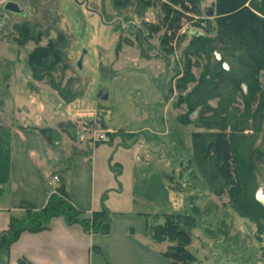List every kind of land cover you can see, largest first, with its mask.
<instances>
[{"label":"rangeland","instance_id":"1","mask_svg":"<svg viewBox=\"0 0 264 264\" xmlns=\"http://www.w3.org/2000/svg\"><path fill=\"white\" fill-rule=\"evenodd\" d=\"M4 1L0 0V5ZM12 1L23 10L24 16L7 15L5 26L0 28V89L4 91L10 84L12 72L27 69V54L36 44L56 42L61 61L53 75L55 79L61 76L60 86L73 95L69 103L62 101L66 106L63 104L61 108L64 115L61 128L74 127L70 134L77 132V135L83 129L88 131L86 138L110 131L111 136L105 134L107 141L119 138L117 131L137 134L128 157L134 166V190L141 198L150 199L147 201L152 213L195 218L196 226L191 229L186 246L196 259L192 264H264V236L257 240L255 225L237 217L227 207L225 192L216 196L208 191L192 163L193 129L177 120L185 111L177 104L175 90L182 69V51L190 32L204 31L201 21L184 11L171 54L165 55L159 43L162 30L141 44L135 33L145 24L158 22L156 2L162 0H149L151 6L140 18L122 13L130 16L131 25L116 21L118 12L112 0ZM199 7L208 9L209 0H202ZM23 25L33 37L40 35L36 44L31 41L19 44V29ZM82 50L86 54L79 72L75 63ZM191 65V73L197 77L202 60L192 58ZM42 82L48 85L46 80ZM99 88L107 94L105 101L95 98ZM150 134L155 141L145 142ZM131 142L122 139L118 144ZM188 163L192 169L187 170ZM163 175L170 177L173 189L180 187L181 191H174V195L168 192ZM181 176L191 179L193 184L183 182ZM259 189L264 193V186ZM189 205H194L197 212H190ZM158 221L163 222L162 218ZM261 222L264 225V220ZM167 245L164 243L162 247Z\"/></svg>","mask_w":264,"mask_h":264},{"label":"trees","instance_id":"2","mask_svg":"<svg viewBox=\"0 0 264 264\" xmlns=\"http://www.w3.org/2000/svg\"><path fill=\"white\" fill-rule=\"evenodd\" d=\"M201 1H158V22L145 24L135 33L141 44L162 30L160 47L163 54L170 55L171 44L185 17L184 11L201 21L204 31L190 32V39L182 51V69L175 81V90L177 104L185 111L177 120L193 129L192 163L208 191L216 196L225 192L227 207L237 217L254 224L255 238L260 240L264 236L261 222L264 208L254 200V194L264 186V0H209L213 12L209 19L204 17L207 9L199 7ZM112 5L118 12L116 21L127 25H131V18L122 13L140 18L142 12L151 6L149 0H112ZM19 32L20 45L28 41L36 44L40 38V35L33 37L26 25L21 26ZM56 44L54 41L45 46L36 44L27 54V66L33 80H46L59 98L69 103L73 95L60 86L61 76L55 79L53 75L61 61ZM214 54L218 55V60ZM192 58L202 60L197 77L191 73ZM191 115L192 119L189 118ZM51 132L40 130L47 140L52 136ZM117 132L121 141L132 140L128 145L120 144L125 148L137 139V134ZM151 141L155 138L150 134L145 142ZM186 166L187 170L192 169L189 163ZM112 172L114 177L119 173ZM163 179L171 194L181 191L180 187L173 189L170 177L163 175ZM181 180L192 183L191 179L182 177ZM104 199L102 196L98 211L82 217L60 185L51 192L43 207L35 209L26 203L20 205L22 213L11 217L7 229L0 232V248L14 242L21 232L45 227L53 218H61L66 225L78 224L87 234L105 235L109 232L110 212L103 205ZM189 208L190 212H197L194 205ZM161 218L163 222L159 223ZM145 222V234L150 241L168 243L162 256L171 264L196 262L186 250L190 231L196 226L194 217L151 213L145 215ZM18 264L28 263L19 259Z\"/></svg>","mask_w":264,"mask_h":264},{"label":"crops","instance_id":"3","mask_svg":"<svg viewBox=\"0 0 264 264\" xmlns=\"http://www.w3.org/2000/svg\"><path fill=\"white\" fill-rule=\"evenodd\" d=\"M26 68L12 72L10 84L0 89V232L22 213L21 204L39 209L60 185L82 217L98 211L105 196L109 232L87 234L78 224L53 218L0 248V264H171L162 256L166 242L154 243L145 234V215L153 211L150 199L134 190L128 159L134 144L125 148L116 137L79 140L77 132L70 134L74 127L61 128L64 103ZM43 129L52 131L49 140ZM112 171L119 173L114 177Z\"/></svg>","mask_w":264,"mask_h":264},{"label":"water","instance_id":"4","mask_svg":"<svg viewBox=\"0 0 264 264\" xmlns=\"http://www.w3.org/2000/svg\"><path fill=\"white\" fill-rule=\"evenodd\" d=\"M75 1V0H73ZM11 6L13 8H17V6L15 4H11ZM212 15H213V12H212V9L211 7H209L205 12H204V17L209 19V18H212ZM1 17V15H0ZM86 54V51L85 50H82L81 51V54H80V57L78 58V60L76 61L75 63V67L77 69V71H81V62H82V58L83 56ZM215 58L218 60L219 57L217 54H215ZM223 68H227L226 65L223 64ZM95 98L96 99H99L100 101H105L107 99V94L105 93V91H103L101 88L97 89L96 91V94H95ZM254 200L264 208V193L258 189L255 194H254Z\"/></svg>","mask_w":264,"mask_h":264},{"label":"flooded vegetation","instance_id":"5","mask_svg":"<svg viewBox=\"0 0 264 264\" xmlns=\"http://www.w3.org/2000/svg\"><path fill=\"white\" fill-rule=\"evenodd\" d=\"M11 4H15L17 8H13ZM0 15V28H2V26L4 27L6 24L7 15L22 17L24 16V12L22 9L19 8L18 4L15 1L6 0L0 5Z\"/></svg>","mask_w":264,"mask_h":264},{"label":"built area","instance_id":"6","mask_svg":"<svg viewBox=\"0 0 264 264\" xmlns=\"http://www.w3.org/2000/svg\"><path fill=\"white\" fill-rule=\"evenodd\" d=\"M87 133H88V131L86 132V131H83V129H82V131L78 133L77 138L79 140L89 139L93 143H105L107 141V138L105 135V134H107V132L105 134L97 135L96 137L91 135V136H88V138H86ZM56 180H57L56 177H53L52 181L55 182Z\"/></svg>","mask_w":264,"mask_h":264}]
</instances>
